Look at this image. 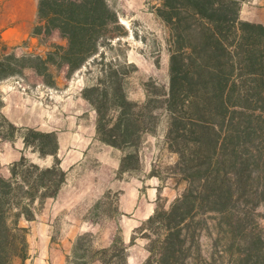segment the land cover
Segmentation results:
<instances>
[{
	"label": "trees",
	"instance_id": "trees-1",
	"mask_svg": "<svg viewBox=\"0 0 264 264\" xmlns=\"http://www.w3.org/2000/svg\"><path fill=\"white\" fill-rule=\"evenodd\" d=\"M246 1L162 0L152 7L169 32V84L144 81L141 101L130 96L139 71L124 42L130 32L110 0H40L33 34L58 31L67 44L53 43L46 56L0 52V84L33 70L55 87L52 67L72 79L90 65L94 78L82 97L96 112L97 138L123 153L120 178L142 169L146 136L167 121L166 143L177 156L172 173L183 191L169 208L159 205L129 245L121 228L104 248L94 234L79 235L68 264H128L139 233L148 240L143 264H264V25L241 18ZM4 107L0 90V141L22 137L40 158H54L43 166L23 153L10 176H0V264H28L30 228L21 222L37 219L68 171L58 132L17 125ZM150 175L161 179L155 169ZM112 195L108 190L86 218L100 221Z\"/></svg>",
	"mask_w": 264,
	"mask_h": 264
},
{
	"label": "crops",
	"instance_id": "crops-1",
	"mask_svg": "<svg viewBox=\"0 0 264 264\" xmlns=\"http://www.w3.org/2000/svg\"><path fill=\"white\" fill-rule=\"evenodd\" d=\"M39 2L40 0H0V50L17 47V50L34 52L41 49V37L33 34L38 23ZM257 10L264 14V0H248L242 5L241 18L264 25V17L256 18ZM52 37H59L61 44H67L58 31ZM0 90L4 94V113L14 123L46 132L57 131L59 135V156L62 167L68 171V179L59 195L49 199L45 205L50 207V216L45 221L41 220L40 226L33 227L34 232L37 229L44 231L43 243L47 245V254L52 264H68L67 256L72 251L74 241L84 233L96 235V247H109L114 242L120 225L124 241L129 245L136 228L156 210L158 178L152 177V181L148 182L147 192L142 190L140 180L129 183L121 179L120 184L114 183L120 168L121 151L97 138L96 121L92 134L84 133L86 125L82 102L88 105L90 103L82 97L83 89L76 94L62 95L57 88L46 86L43 80L38 79L37 84L32 85L31 81L13 78L0 84ZM45 92L47 100L43 97ZM94 113L96 114L95 110ZM17 140L9 142L14 150L10 156L8 153L0 156V176L9 177V166L23 154L24 140L22 137ZM95 145H100L103 151L94 152ZM93 158L98 160L96 167L90 166ZM111 189L121 191L119 207L122 215L103 221L106 224L103 227L101 222L88 220L86 212ZM37 219L31 222H37ZM55 219L68 224L56 243L52 241L51 235V223ZM148 256L146 243L138 238L130 246L128 264H143Z\"/></svg>",
	"mask_w": 264,
	"mask_h": 264
},
{
	"label": "rangeland",
	"instance_id": "rangeland-1",
	"mask_svg": "<svg viewBox=\"0 0 264 264\" xmlns=\"http://www.w3.org/2000/svg\"><path fill=\"white\" fill-rule=\"evenodd\" d=\"M110 1L120 12L122 22L126 25L130 32V35L124 39V42L128 43L129 47L128 58L131 62L136 63L139 67V71L131 79L130 96L134 100L141 101L145 97L142 85L144 81H147L149 78L153 77L162 84H169L170 54L167 47V39L169 37V32L165 25L157 17L156 13L152 10V7L159 6L162 0ZM256 12L257 19H261L262 17H264L263 11L262 13L260 10H257ZM39 42L41 49L36 50L34 52L17 50V47L9 49L7 48L6 51L0 50V52H19V54H17L20 56L27 54H38L46 56L47 53L50 51L51 45L53 43L61 44V38H54L52 36L50 38L41 37ZM157 61L160 62L159 65L157 64ZM88 67H90V65ZM88 67H84L82 70L78 71L72 79H68L66 77V69L60 70L57 67H52L51 72L54 75V78L57 83L55 88L58 89L59 94H76V92L79 93L80 89H84L88 84H90L94 78V74L90 75L88 73ZM38 79L44 81V79L41 76L37 75L33 70H27L26 78L24 80H27L28 82L31 81L32 85H36ZM70 83H73V85L71 86ZM68 87L72 89H68ZM43 97L44 99L48 98L46 92L43 93ZM82 104V110L84 112L83 117L86 125V131L84 133L86 135H89L90 132L92 134V128L94 127V123L96 121V114L94 113V109L91 105H88L87 103L85 104L84 102H82ZM166 132L167 121L166 118H164L158 133L156 135H147L145 138V142L141 150L143 164L142 169L136 172L126 173L121 178L118 177L116 173V178L114 179V183L116 184H120L121 179L129 183H132L136 180H140L142 190L144 192H147V184H149L148 182L152 181V176L150 175L152 170L155 169L160 172L161 179L159 177L154 176L159 180V194L156 201V208L159 205H161L162 207L169 208L184 188L183 184H178L177 179L173 176L172 173V167L174 166L177 160V156L176 154L170 151L166 143ZM17 139L16 141H18ZM9 142L11 141H0V156L6 153H8V155L10 156V154L14 152ZM102 151L103 150L100 145L94 146V152L100 153ZM23 153H26L32 160L40 163L43 166H50L53 164L54 161V158L52 156H48L44 159L40 158L39 153L34 152L31 148H25ZM122 155L123 153L121 152V157ZM95 160L97 159H92L90 166H98V160ZM111 190L113 191V195L109 200L105 201V204L102 205L98 213V217L100 219V221L98 222H101V226L103 227L106 226L105 222L103 221H106L107 219L113 217L119 218L122 215L121 211L120 214L115 213V209L117 207L120 210L119 201L121 191H118L116 189ZM115 193H119L118 198L115 196ZM95 203L88 210V212H86V216L90 215V210L94 207ZM50 214V207L47 208L45 206L44 209L38 215L39 219H37V222L32 223L26 220H22L21 222L22 225L30 228V259L28 260V264H52L51 259L48 257L47 254V245H44L43 243L44 231L42 229H37L36 232L33 231V227L40 226L39 222H41V220L45 221L48 216H50ZM93 217H96V215ZM51 224L53 226L51 231L52 241L56 243L61 237V233L64 232V230L66 231V229L68 228V224L62 220L58 221L57 219H55V221ZM119 228H121L120 225L118 229ZM138 236V238H141V240L145 242L147 246L148 240L146 238L141 237L140 233L138 234ZM204 243L207 246H210L211 244L209 239H205ZM47 261H49L50 263H47Z\"/></svg>",
	"mask_w": 264,
	"mask_h": 264
}]
</instances>
